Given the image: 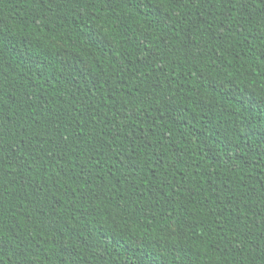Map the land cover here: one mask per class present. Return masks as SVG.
<instances>
[{
	"label": "trees",
	"instance_id": "16d2710c",
	"mask_svg": "<svg viewBox=\"0 0 264 264\" xmlns=\"http://www.w3.org/2000/svg\"><path fill=\"white\" fill-rule=\"evenodd\" d=\"M159 11L0 0V264H264V0Z\"/></svg>",
	"mask_w": 264,
	"mask_h": 264
},
{
	"label": "snow or ice",
	"instance_id": "6c2138e0",
	"mask_svg": "<svg viewBox=\"0 0 264 264\" xmlns=\"http://www.w3.org/2000/svg\"><path fill=\"white\" fill-rule=\"evenodd\" d=\"M172 3L173 0H149V3L147 4L144 2V0H136L138 8L150 9V15L155 17L157 23H164L166 20V17L160 14L159 7L164 6L165 9H167V6ZM182 3H187V0H182ZM153 4H155L156 7H152ZM179 6V4L175 5V7ZM89 38L95 40V34H91Z\"/></svg>",
	"mask_w": 264,
	"mask_h": 264
},
{
	"label": "rangeland",
	"instance_id": "374dc122",
	"mask_svg": "<svg viewBox=\"0 0 264 264\" xmlns=\"http://www.w3.org/2000/svg\"><path fill=\"white\" fill-rule=\"evenodd\" d=\"M170 233H172V234H177V232L174 231V230H171Z\"/></svg>",
	"mask_w": 264,
	"mask_h": 264
}]
</instances>
